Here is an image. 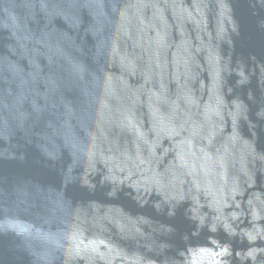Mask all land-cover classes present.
Wrapping results in <instances>:
<instances>
[{
  "label": "water",
  "instance_id": "95a60500",
  "mask_svg": "<svg viewBox=\"0 0 264 264\" xmlns=\"http://www.w3.org/2000/svg\"><path fill=\"white\" fill-rule=\"evenodd\" d=\"M0 264H264V0H0Z\"/></svg>",
  "mask_w": 264,
  "mask_h": 264
}]
</instances>
